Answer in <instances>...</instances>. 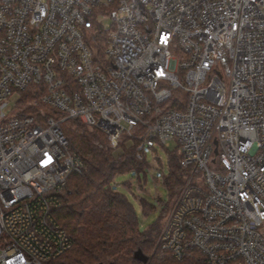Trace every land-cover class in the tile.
<instances>
[{"label":"built area","instance_id":"2783aa9c","mask_svg":"<svg viewBox=\"0 0 264 264\" xmlns=\"http://www.w3.org/2000/svg\"><path fill=\"white\" fill-rule=\"evenodd\" d=\"M70 121L146 165L176 143L163 252L264 264V0H0V264L73 247Z\"/></svg>","mask_w":264,"mask_h":264},{"label":"trees","instance_id":"16d2710c","mask_svg":"<svg viewBox=\"0 0 264 264\" xmlns=\"http://www.w3.org/2000/svg\"><path fill=\"white\" fill-rule=\"evenodd\" d=\"M71 122V121H70ZM65 130L70 150L82 159L81 174H72L67 180L61 199V208L55 218L62 229L74 239L73 247L62 256L45 264H205L196 251L183 260L164 254L157 247L161 232L160 221L166 216L183 184L182 170L176 152L170 156V173L165 177L171 201L165 205L158 223L141 231L136 211L127 198L112 191L111 182L118 174L146 170V163L136 159V144H121L112 149L104 137L97 135L79 121ZM140 179V177H139ZM143 212L154 206L142 201Z\"/></svg>","mask_w":264,"mask_h":264},{"label":"rangeland","instance_id":"374dc122","mask_svg":"<svg viewBox=\"0 0 264 264\" xmlns=\"http://www.w3.org/2000/svg\"><path fill=\"white\" fill-rule=\"evenodd\" d=\"M34 101L30 100L32 103ZM35 110L31 108L30 111ZM47 111L49 115L54 114L52 110ZM73 124L74 122L72 121L65 123V130L72 128L76 133L79 132ZM84 126L88 128L86 125ZM93 132L101 137L103 136L96 130ZM176 148V143L171 141L168 143L167 150L159 146L155 148V151L148 150L146 155L148 165H146L147 167L144 172L139 174L136 171L124 172L115 176L111 182L112 191L125 196L134 207L140 230L143 232L160 221L165 205L171 201L170 192L165 185V177L170 173V156L176 151ZM143 200L154 206V209L148 215L143 212ZM170 209H168V212L165 213L166 216L160 221L161 228H163ZM164 254L167 255L166 252ZM102 264H110V262L105 261Z\"/></svg>","mask_w":264,"mask_h":264},{"label":"snow or ice","instance_id":"6c2138e0","mask_svg":"<svg viewBox=\"0 0 264 264\" xmlns=\"http://www.w3.org/2000/svg\"><path fill=\"white\" fill-rule=\"evenodd\" d=\"M162 42H166V38H162ZM161 75H162V73H161Z\"/></svg>","mask_w":264,"mask_h":264}]
</instances>
